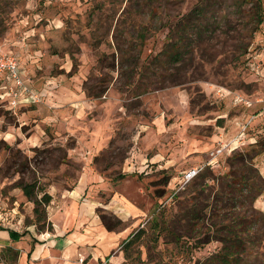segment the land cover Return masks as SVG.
Here are the masks:
<instances>
[{"label":"rangeland","instance_id":"374dc122","mask_svg":"<svg viewBox=\"0 0 264 264\" xmlns=\"http://www.w3.org/2000/svg\"><path fill=\"white\" fill-rule=\"evenodd\" d=\"M256 2L0 0V54L14 55L37 95L12 102L0 75V227L23 232L32 222L33 203L18 187L20 180L35 179L54 206L62 190L93 176L84 195L98 218L120 220L111 231L127 229L110 252L121 253L118 264H203L219 252L221 243L204 237L207 221L201 235L188 230L182 209L193 194L192 180L183 184L181 177L197 165L225 171L233 150L218 155L217 164L208 161L244 124L235 151L254 142L246 136L264 137V80L251 64L264 56V24L246 36L255 24L249 21ZM197 5L207 8L198 21L203 28L182 31L188 53L175 67L162 66L165 56H155L177 40L178 21ZM251 42L256 49L244 62L240 48ZM133 55V73L131 66L121 69L119 61ZM84 84L105 91L89 97ZM261 154V170L256 167L264 178ZM254 208L264 214V191ZM126 212L131 217L123 220ZM153 216L178 241L168 230H156L155 239ZM140 228L145 233L125 258L121 247ZM255 228L258 240L240 254L239 264H264V224ZM8 246L19 253L0 243V264H19Z\"/></svg>","mask_w":264,"mask_h":264},{"label":"trees","instance_id":"16d2710c","mask_svg":"<svg viewBox=\"0 0 264 264\" xmlns=\"http://www.w3.org/2000/svg\"><path fill=\"white\" fill-rule=\"evenodd\" d=\"M256 1L253 7L255 11L250 16L249 21L250 23L255 21V24H252L246 30V36L249 38H252L254 32L264 24V12L261 1ZM235 5V10L239 11V5L241 4L237 3ZM205 9H207L205 6L197 5L187 14L186 18L178 21L177 30L174 31L177 35V40L170 42L168 49L163 50L157 57L155 56V60L160 61L159 59L165 56V60L162 61V66L175 67L177 65L183 55L188 53L190 47V43H184L186 36L181 33L185 29L189 30L190 33L192 31L198 32L197 27L201 26L198 21L205 14ZM145 35L146 29L137 32L139 45L143 43ZM255 49L256 46L252 42L240 48V53L245 57L244 62L248 60L250 54ZM126 52L128 53V51ZM138 52H140V48H138ZM137 60V55H133L130 58L126 57L124 61H119L120 68L123 69L124 66H131L129 72L133 73L137 65ZM75 65L76 63L73 62V66ZM98 83H103L102 85H104L105 81L99 80ZM83 89L89 97L95 98L100 97L105 91L104 88L98 87L97 91L94 92L92 87L87 86V84H84ZM263 152L264 137L256 138L245 150H233L232 154L230 153L231 155L226 159L225 171L216 174L213 168L204 166L192 179L191 186L193 194L186 200L189 204L187 206L185 205L182 209L185 224L188 230L193 231L196 236L201 235L200 233L202 232L200 230L204 227V221H207L208 227H206L207 232L204 233V237L206 239L214 237L222 245L221 250L207 259L203 264H239L241 261L240 254L247 248L252 247L253 242L258 240L254 238L259 236L258 229L255 226L259 222L261 225L264 224V214L256 211L254 202L264 191V178L254 164V159ZM18 187L22 190L24 196L33 203V218L31 223L36 226L37 231H52V224L48 221L46 211L52 199L51 194L42 185L37 183L35 179L30 182L20 180ZM100 220L103 226L109 231L115 229L120 224V220L112 223L104 216H100ZM151 227L155 239L157 238L155 234L156 230L157 233H160L162 230H168L176 241L180 237L177 233L168 229L164 220H161V218L158 219L156 216L151 218ZM8 231L12 239H18L21 236L14 230L9 229ZM144 233L143 228H140L125 240L121 247L125 258L129 256L130 247ZM198 239H203V237ZM6 251L8 253L12 251L14 255H18L17 250L9 246L6 248Z\"/></svg>","mask_w":264,"mask_h":264},{"label":"crops","instance_id":"0c3cea01","mask_svg":"<svg viewBox=\"0 0 264 264\" xmlns=\"http://www.w3.org/2000/svg\"><path fill=\"white\" fill-rule=\"evenodd\" d=\"M2 78L6 82L5 77ZM245 138L248 142L255 141L253 136ZM262 158V154L255 157L254 162L257 167ZM92 177H80L74 187L59 193L58 203L47 207L52 231L39 232L31 223L23 232L10 229L21 235L18 239H12L9 229L0 227V243L14 246L19 250V264H100L102 262L118 264L120 262L121 253L112 255L110 252L115 250L117 243L126 236L127 229L109 231L103 226L95 212L93 200L84 195ZM122 217L125 220L131 217V213L126 212ZM80 258L82 261L79 260Z\"/></svg>","mask_w":264,"mask_h":264},{"label":"built area","instance_id":"2783aa9c","mask_svg":"<svg viewBox=\"0 0 264 264\" xmlns=\"http://www.w3.org/2000/svg\"><path fill=\"white\" fill-rule=\"evenodd\" d=\"M256 54H260L257 52ZM254 54V55H256ZM251 57L253 54H250ZM253 70L259 74V76L264 80V56L252 61ZM0 75H3L7 81L6 83V94L10 97L11 101L16 103L21 98L29 96L37 99L36 93L32 92L30 88L27 87V82L31 83L30 78L25 77L22 72L18 68L17 61L14 55L0 54ZM237 101H241L242 98L235 97ZM247 128V124H244L242 130L237 138L234 140L224 143L220 148H217L216 151L212 152V159L208 161L209 165L217 164V156L222 155L226 152L229 154L232 150L236 149L241 143L240 138ZM236 143V144H234ZM219 164V163H218ZM204 167V165H197L185 170L182 173L181 181L183 184H187L190 180H192ZM82 261V259H79ZM100 264H105L102 262Z\"/></svg>","mask_w":264,"mask_h":264}]
</instances>
